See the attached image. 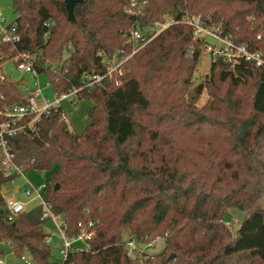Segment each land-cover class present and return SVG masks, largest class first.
Listing matches in <instances>:
<instances>
[{"label": "trees", "instance_id": "1", "mask_svg": "<svg viewBox=\"0 0 264 264\" xmlns=\"http://www.w3.org/2000/svg\"><path fill=\"white\" fill-rule=\"evenodd\" d=\"M130 4L83 0L72 22L65 0H13L18 17L9 27L20 41L0 40V124L5 109L24 105L34 90L2 73L23 54L57 94L78 89L76 103L92 102L81 133L61 104L9 140L25 172L49 173L44 196L63 216L66 236H91L52 260L42 206L9 219L2 191L18 175L0 169V255L29 253L32 264H264V68H233L218 57L190 94L194 101L207 90L214 116L184 100L205 52L186 18L200 16L204 26L264 53V0H137L138 14ZM167 20L156 36L144 32L137 41L144 46L131 55L134 29ZM115 58L123 61L118 70L85 84L87 75L107 74ZM190 125L197 140L186 148L181 136ZM232 208L247 213L235 233L227 226ZM124 232L135 243L163 237L165 248H138L132 257Z\"/></svg>", "mask_w": 264, "mask_h": 264}, {"label": "built area", "instance_id": "2", "mask_svg": "<svg viewBox=\"0 0 264 264\" xmlns=\"http://www.w3.org/2000/svg\"><path fill=\"white\" fill-rule=\"evenodd\" d=\"M139 9L137 8V0H131L128 11L130 13L138 14ZM171 22L172 20H167L164 23L157 24L153 30V36H156L165 30ZM186 22L194 28L195 36L204 41L205 51L210 53L212 60L222 57L225 61L230 63L233 68L242 63L253 64L258 68H264V53L260 51H251L247 46L235 43L229 36L223 35L221 32L214 31L204 26L200 16L187 17ZM9 26L10 24H6V18L2 12H0V40L15 44L20 41V36L13 32V27L11 29ZM142 37H144V33L140 29L136 28L131 32V39L133 41H139ZM135 52L137 51L134 50L132 55ZM22 57L23 61L17 65L18 69L24 71L25 73H31L37 77L39 74L36 66L34 65L33 58L29 54H23ZM122 63L123 61H120L118 64L111 65L108 73L105 75H87L85 77V84L87 86H93L101 83L107 76H111L113 71L118 70ZM50 69L58 71L60 68L54 64L50 66ZM48 85L50 84L48 83ZM77 91L78 89H73L70 92L57 94V99L54 102H51L48 98L41 96L39 88H35L34 90L27 91V101L24 105H14L5 109L4 114L7 120L0 124V169L5 175L16 174L19 176L25 174L23 166L16 162V155L9 142L10 138L19 135L28 128L34 127L35 123L41 119L42 115L47 114L54 107L61 105L63 101L70 100L76 103ZM27 118H30V120L26 121ZM45 187L46 184H44L41 188ZM41 188L29 185V188L25 187L21 191L27 196H30L32 191H35L37 195L36 198H34L33 205L42 206V219L47 221L53 220L57 223V220L63 216L54 211L53 205L46 200L43 194L40 193ZM6 206L9 212V219H13L18 214L29 209L27 203L15 197H7ZM60 230L64 239L62 253L65 257L77 240H85L86 237L91 236L90 233L70 239L66 236L63 226ZM128 248L130 255L134 257L136 249L138 248L135 246V242L128 244ZM22 259H25L24 256Z\"/></svg>", "mask_w": 264, "mask_h": 264}, {"label": "rangeland", "instance_id": "3", "mask_svg": "<svg viewBox=\"0 0 264 264\" xmlns=\"http://www.w3.org/2000/svg\"><path fill=\"white\" fill-rule=\"evenodd\" d=\"M0 12H2L4 17L6 18V24L13 23L15 19L18 17V14L14 10L13 0H0ZM154 29L155 28H145L142 29L141 31L144 33L148 30L152 31ZM143 46L144 44L139 46L138 42L135 41L132 47L133 49L132 53L134 50L138 51ZM64 57L68 58L69 53L65 52ZM39 60L40 63H42V61H44L45 63H48L50 61L48 58H43V57H40ZM116 61L117 60L115 58L111 60V63L115 64ZM211 62H212V56L210 55V53L203 51V55L201 57L198 66V70L191 79V86L185 92V97H184V100L187 104L192 102L193 106L197 110L201 111L203 114L209 117L211 116V114L213 116L215 114V112L213 113V110H211V112L209 111V108L211 107V104L214 101L210 93L207 90H204L203 93L200 95V97H198L194 101H190L191 100L190 94L192 92L191 91L192 88H194L195 86L199 85L200 83L206 80L207 74L209 73V69L211 66ZM19 63L20 62H18L17 64ZM17 64L14 61H8L3 65L2 73L14 82L23 83L24 91L27 88L29 89L39 88L42 97L48 98L51 102H54L57 99V92L55 88L52 85H48L49 76L46 72H42L37 77H35L31 73H25L24 71L19 70ZM226 89H227V84H225L224 87L222 88V93L225 92ZM91 105L92 102L90 100H85V99L80 100L77 103L72 102L70 100H65L62 102V107L67 117V122L73 130L79 133L84 131L85 127L89 123L88 111ZM188 120L189 119H187V121ZM196 134L197 133L195 132L194 126L190 125L189 127L185 128L181 136V144L186 148L195 145V140H197ZM227 145H228L227 143H224L223 146H227ZM49 182H50V175L48 172L28 170L27 172H25V174L19 175L15 181L7 185L6 198L15 197L27 203L29 206H31L34 203V198H36L37 193L35 191H32V194L30 196H27L21 190L25 187L29 188V185H34L36 188L39 187L41 188L44 184H48ZM40 193L45 195V188H41ZM246 216L247 213L243 210L237 208L230 209L227 213L228 220L230 221L227 223L228 228L235 233L236 230L241 226V223L243 222ZM63 224H64V219L63 217H60L57 220V223L54 222L53 220H50L47 221L44 225V230L50 234L49 245L52 251V260L54 261L62 260L65 258V255L62 253L64 239L60 230ZM122 240L127 244L131 243L127 232L123 233ZM74 245L82 249L86 246V241L84 239H80L77 240L74 243ZM135 246L139 248L140 252H146L148 254H157L164 250L165 239L163 237H159L156 240L149 243L148 242L135 243ZM138 248L136 249L135 255L138 254L137 252ZM24 258L25 259H22L10 252H6L5 254L0 255V264H32L31 256L29 255V253H25Z\"/></svg>", "mask_w": 264, "mask_h": 264}, {"label": "water", "instance_id": "4", "mask_svg": "<svg viewBox=\"0 0 264 264\" xmlns=\"http://www.w3.org/2000/svg\"><path fill=\"white\" fill-rule=\"evenodd\" d=\"M82 1L83 0H65L68 17L72 22L75 21L74 8H75L77 3H80ZM2 192H3V194H6L7 189H3Z\"/></svg>", "mask_w": 264, "mask_h": 264}, {"label": "crops", "instance_id": "5", "mask_svg": "<svg viewBox=\"0 0 264 264\" xmlns=\"http://www.w3.org/2000/svg\"><path fill=\"white\" fill-rule=\"evenodd\" d=\"M28 207H29V209H30V208L34 207V205H33V204H32L31 206L28 205Z\"/></svg>", "mask_w": 264, "mask_h": 264}]
</instances>
